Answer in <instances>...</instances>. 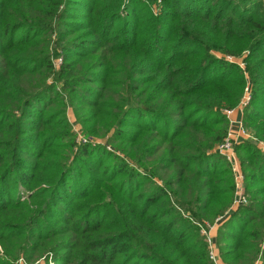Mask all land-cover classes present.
<instances>
[{"label":"trees","instance_id":"trees-1","mask_svg":"<svg viewBox=\"0 0 264 264\" xmlns=\"http://www.w3.org/2000/svg\"><path fill=\"white\" fill-rule=\"evenodd\" d=\"M160 2L155 16L156 0H0V216L17 209L25 202L21 198L33 192L53 217L59 219L60 210L67 219L65 227L44 233L52 231L49 240L58 238L54 252L70 243L63 250L77 252L78 264H211L206 242L190 216L213 221L230 211L233 177L229 166L230 176L215 177L221 162L229 165L217 147L229 133L225 112L238 109L248 93L241 126L249 138L233 146L248 204L225 221L220 233V238L238 242L229 248L217 243V252L224 264H254L261 253L264 264V0ZM71 5L86 11L93 20L89 27L96 26L95 34L108 37V42L101 45L103 53L96 58V52L84 59L79 51L64 50L59 77L67 89L78 80V63L90 68L91 60L96 62L92 67L112 70L116 66L126 80L134 73L144 77L136 85L126 83L117 110L136 120L134 127L141 132L149 131V160L159 164L157 171L163 176L173 173L169 179L159 178L163 187L149 193V210L145 208L148 198L138 210L132 205L137 196L120 194L115 188L116 176L128 174L126 181L132 183L139 173L119 156L105 154L103 147L70 145L81 160H93L98 176L88 178L70 165L73 160L68 164L55 160L50 152L56 145L43 147L45 134L40 129L34 131L38 149L25 145V124L34 120L47 128L36 104L54 95L49 85L41 87L43 82L32 93L20 86L22 75L28 73L25 64L52 71L50 55L38 46L37 38L50 28L53 18L63 19L62 6ZM115 24L121 27L112 33ZM85 28L80 22L69 27L72 32ZM21 31L28 35L17 38ZM62 34L59 44L71 33ZM226 58H241L245 67ZM107 76L106 72L98 82H106ZM82 103V108L99 112L95 105ZM118 134L120 142L138 145ZM94 150L100 151L97 158ZM104 154L117 161L100 170L99 158ZM62 156L68 161L69 156ZM166 189L185 213H178ZM92 214L98 218L91 220ZM26 230L31 238L39 237L33 225ZM76 258L74 254L77 262Z\"/></svg>","mask_w":264,"mask_h":264},{"label":"rangeland","instance_id":"rangeland-1","mask_svg":"<svg viewBox=\"0 0 264 264\" xmlns=\"http://www.w3.org/2000/svg\"><path fill=\"white\" fill-rule=\"evenodd\" d=\"M160 3V0H156V4L152 5V11L155 16L158 15L157 9ZM59 11L66 12L63 19L58 21V17L53 18L50 28H47L46 31L42 32V36L37 38L38 46L44 51L47 50L50 55L53 65L52 71H47L44 68H39L35 65H31L30 67V65L25 64V67H29L27 70L28 73L22 75L23 80L21 81L20 86H23L26 91L32 93L35 91V86L38 83L41 85L43 82L44 84L41 87L49 85L50 89L53 90L54 93L51 98L45 99L44 102L42 101L40 104L38 103L35 106L42 114L43 119L46 121L47 128L44 126L41 127V124H39L38 121L34 122V120L31 124H25L26 131L28 132V134H26L25 145L29 148L38 149V142L35 141L36 135H34V131L40 129L38 132L40 134H45L43 141L46 145H43V147L49 146L52 143L56 145V147L52 146V150L50 152V154L55 153V160L65 162L66 164L73 160L70 165H75V169L84 171V173H86L85 176L88 178H90V175L92 177L98 176L96 174V166L91 157L83 158V160H81L78 150L72 148V143L75 142L76 145L88 144L96 150L98 147L99 149L100 147H103L105 149V154L109 153L110 155L119 156L130 165L129 168H133L135 172L139 173L137 177L133 178L131 181L132 183H128V181H126L128 179V174L116 176L112 182L116 186L115 188H118L120 194L127 192L133 194V196H137L139 200H136L137 202L132 205H136L138 210L148 198L145 208L146 210H149V193L159 186L163 187L164 183H162V180L159 178L169 179L173 173H168V175L163 176L162 173L164 172L157 171L159 164H152L149 160V131L141 132L140 129L136 128L137 125L134 127V123H137L136 120L128 118L126 113H123L122 115V113L117 110V107L121 105L118 96L121 93L124 94L123 89L127 88L126 83H134L136 85L137 81L143 82L144 77L138 76L134 73L128 76L129 79L126 80L125 74H123L121 70H118L116 66L112 70H108L103 67L100 68L98 66L92 67V65L96 64V62L91 60L90 68L88 67L90 64L85 65L78 63L76 66V77H78V80L74 85L72 84L73 81L69 80L72 87L67 89L69 86H64L63 80L59 77L60 67L62 63H64V50L69 49L79 51V54L84 59L87 58L88 53L96 52V58L103 53V49L100 47L103 43L106 44L108 42V37H100L95 34V31L97 32V27L93 26L94 30L92 27H89L90 21L91 23L93 22L92 18L88 17L86 11L79 9L78 5H71L70 7L62 6ZM77 22L82 23L84 27H86L82 32H72L69 29L71 24ZM120 27V24H115L112 33L118 31ZM129 32L130 29L127 33ZM25 33V31L18 32L16 37L18 38L22 35H28ZM62 33L71 34L64 36L65 41L62 42V44H59L60 37H63ZM81 43H83V47L80 48L78 45ZM57 44H59L58 48ZM72 59H74V57H72ZM226 59L238 63L242 68L245 67L241 58ZM111 62L112 61H110V63ZM113 62L117 65L121 64V61L118 59H114ZM1 67H3V65H1ZM29 72H32V74H29ZM106 72L108 73L106 82H98V79H105ZM82 100L95 105L99 112L94 114L91 110L82 108ZM42 103L43 107L39 106ZM174 119V121L179 120L178 118ZM231 119L234 121V117ZM117 120H120L121 122L118 126H116ZM239 121L241 124L242 121ZM131 124H133V126H131ZM118 132L127 136L128 140L131 139L130 141H138V145H136L135 142H128L127 144L120 142V139L116 136L119 135ZM240 142L233 141V144ZM70 145L72 147H70ZM259 147L261 148V144H259ZM96 150H94V152ZM72 151L75 154H73ZM34 153L36 154L38 152L34 151ZM98 154H100V151ZM98 154L95 152L93 155L97 158ZM62 155H66V157L69 156L68 161L67 159L61 160L59 157H64ZM114 156H100L99 164L102 165L100 170L106 168L107 166L116 165V159ZM30 158H33V156L31 155ZM235 158V162H237L236 165L239 166L241 171L242 168L240 167L241 165L236 153ZM199 165L202 167L204 164L200 163ZM228 166L233 177L234 186L233 203L230 211L223 217L221 216L213 221L200 220L195 218L193 215L190 216L191 220L193 218L192 223L196 225L197 231L200 232L206 242L208 260L211 264L214 263L209 256V235L212 238L213 247L216 250L218 264H224L221 261L220 256H218L217 243H219V246L227 245L229 248L233 247V245L238 241L236 239L220 238V233L225 225V221H227L228 218L231 219L235 217V213H239L241 208H244L248 204V199L244 195L245 179L242 172L243 181L240 186V193L236 192L237 188L234 183L231 165H226L224 162H221V164L217 167L215 177L218 179H226V177L230 176V173L227 170ZM88 171H90V173H88ZM114 175L115 174H113V176ZM221 185L222 187H225L226 184ZM166 190L169 191V198L178 213L181 215L185 213L184 208H180L175 204V198L170 193V190ZM241 193L247 201L241 206L236 207L234 206V201L236 200L237 194ZM26 197H32V199L28 200ZM40 198L41 197L37 198V195L34 196L33 192H29L27 193V196L21 198V200H25V202H22L17 209L8 211L3 217L0 216V233H6V235H0V264L79 263L80 255H77V252H71L68 249L63 250V248L71 246L70 243L63 245L64 247H62L61 244L58 251H53V249H55V244L57 243L55 241L58 238L49 240V237H52L51 235L53 233L52 231H49V235H46L44 230L53 227L63 228L65 227L67 219H65V216L60 210V214H56L60 217V220L53 217L51 210L42 207L44 203ZM38 202L42 204L35 206ZM102 202L103 200H100L97 204ZM34 208L36 209L35 211ZM142 208H144V205ZM90 211L91 210L83 213V216H88ZM91 216V220H96L98 218L95 214H92ZM28 225H33L35 227L34 234H39V237L41 235V240H39V237L31 238V236L28 235L26 230ZM229 231L234 238H237L235 231H231V229H229ZM74 254L78 257L76 258L77 262L72 259ZM63 257H65V259ZM262 257L263 255L259 253L258 259L254 264H262Z\"/></svg>","mask_w":264,"mask_h":264},{"label":"built area","instance_id":"built-area-1","mask_svg":"<svg viewBox=\"0 0 264 264\" xmlns=\"http://www.w3.org/2000/svg\"><path fill=\"white\" fill-rule=\"evenodd\" d=\"M249 102V95L248 93L245 94L243 100L241 101L238 109L242 110V108L244 106L247 105V103ZM238 109H235V110H231V111H226L225 112V115L226 117L229 119V127L231 126V124H236V122L232 121V117L235 113L236 110ZM239 124V127H240V135L242 136V140H245V139H248L249 138V135L246 134V132L241 128V124ZM234 144H233V136L232 134L228 133L227 137L223 140V142L217 147V152L228 162L229 165H231V169H232V172H233V176H234V183H235V186L237 188V191L236 192H239L240 193V186L242 184V179H243V176H242V173L239 169V166L236 165L237 162H235V153H234ZM246 198L241 194H237V197H236V200L234 201V206L238 207V206H241L242 204L246 203ZM209 245H210V250H209V256H210V259L212 260V262L214 264H218L217 262V254H216V250L214 249L213 247V243H212V238L210 237L209 235Z\"/></svg>","mask_w":264,"mask_h":264},{"label":"crops","instance_id":"crops-1","mask_svg":"<svg viewBox=\"0 0 264 264\" xmlns=\"http://www.w3.org/2000/svg\"><path fill=\"white\" fill-rule=\"evenodd\" d=\"M234 122H236V124H231V126L229 127V131L233 136V141L234 142H240L242 140V136L240 135V127H239V120L242 119V111L240 109L236 110L234 115ZM262 148V145H261Z\"/></svg>","mask_w":264,"mask_h":264}]
</instances>
